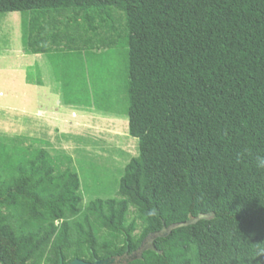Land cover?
<instances>
[{
  "label": "trees",
  "instance_id": "1",
  "mask_svg": "<svg viewBox=\"0 0 264 264\" xmlns=\"http://www.w3.org/2000/svg\"><path fill=\"white\" fill-rule=\"evenodd\" d=\"M9 12L63 78L124 50L138 154L117 198L83 205L76 172L0 143V264L131 255L152 235L121 264H264V0H0Z\"/></svg>",
  "mask_w": 264,
  "mask_h": 264
},
{
  "label": "rangeland",
  "instance_id": "2",
  "mask_svg": "<svg viewBox=\"0 0 264 264\" xmlns=\"http://www.w3.org/2000/svg\"><path fill=\"white\" fill-rule=\"evenodd\" d=\"M23 18L28 15L0 13V143L43 149L57 169L76 172L83 205L117 198L123 169L138 154L125 114L124 50H93L83 73L63 78L61 59L55 66L54 55L23 52ZM115 23L122 31L123 22ZM133 217L130 207L128 220Z\"/></svg>",
  "mask_w": 264,
  "mask_h": 264
},
{
  "label": "water",
  "instance_id": "3",
  "mask_svg": "<svg viewBox=\"0 0 264 264\" xmlns=\"http://www.w3.org/2000/svg\"><path fill=\"white\" fill-rule=\"evenodd\" d=\"M177 227V225L171 226L170 229H173ZM155 235L150 236L147 240H145L138 250L134 252L131 255H123L120 257H108L101 260H95L93 262H86L81 259H73L65 264H121V263H127L131 260L137 259L141 256V253L150 245L151 240L154 239ZM59 264H64L62 260L60 259Z\"/></svg>",
  "mask_w": 264,
  "mask_h": 264
},
{
  "label": "clouds",
  "instance_id": "4",
  "mask_svg": "<svg viewBox=\"0 0 264 264\" xmlns=\"http://www.w3.org/2000/svg\"><path fill=\"white\" fill-rule=\"evenodd\" d=\"M256 167L259 169H264V154L257 155L255 158Z\"/></svg>",
  "mask_w": 264,
  "mask_h": 264
},
{
  "label": "crops",
  "instance_id": "5",
  "mask_svg": "<svg viewBox=\"0 0 264 264\" xmlns=\"http://www.w3.org/2000/svg\"><path fill=\"white\" fill-rule=\"evenodd\" d=\"M22 49H23V48H22ZM23 52L26 53L24 50H23ZM21 53H22V52H21ZM26 55H28V57L30 58V57H34V56H39V55H41V54H27V53H26ZM40 82H41V81H40ZM39 84H41V83H39ZM41 85H43V84H41ZM41 85H40L39 87L36 88V91H37V90H40V89L42 88ZM44 91H48V92H49L48 89H45ZM48 92H46V93H48Z\"/></svg>",
  "mask_w": 264,
  "mask_h": 264
}]
</instances>
